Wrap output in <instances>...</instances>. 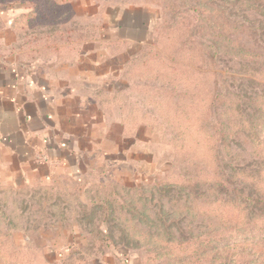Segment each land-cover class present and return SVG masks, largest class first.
I'll list each match as a JSON object with an SVG mask.
<instances>
[{
	"label": "rangeland",
	"instance_id": "obj_1",
	"mask_svg": "<svg viewBox=\"0 0 264 264\" xmlns=\"http://www.w3.org/2000/svg\"><path fill=\"white\" fill-rule=\"evenodd\" d=\"M87 1L93 18L58 1L45 29L94 38V21L149 10L148 75L123 99L152 123L117 149L111 126L87 188L0 191V264H264V0ZM31 3L0 0V32Z\"/></svg>",
	"mask_w": 264,
	"mask_h": 264
},
{
	"label": "crops",
	"instance_id": "obj_2",
	"mask_svg": "<svg viewBox=\"0 0 264 264\" xmlns=\"http://www.w3.org/2000/svg\"><path fill=\"white\" fill-rule=\"evenodd\" d=\"M80 1L75 9L86 7L93 18L92 4ZM148 11L124 9L94 21L100 26L97 36L65 57L29 59L22 56L26 46L22 55L12 49L18 42L10 25L0 32V191H24L62 178L87 188L93 159L109 155L110 127L116 149L126 142L123 110L110 113L104 98L127 92L126 65L153 42L155 22Z\"/></svg>",
	"mask_w": 264,
	"mask_h": 264
},
{
	"label": "trees",
	"instance_id": "obj_3",
	"mask_svg": "<svg viewBox=\"0 0 264 264\" xmlns=\"http://www.w3.org/2000/svg\"><path fill=\"white\" fill-rule=\"evenodd\" d=\"M29 1V0H28ZM32 3L29 5L30 9L21 15V18L13 26L14 33L18 40L23 41L20 50L23 51L25 57H47L52 54H61L62 56H68L70 54L77 53L79 51V45L82 41L94 36L95 27H89L91 30L90 35H84L81 32V28L68 29L67 31H47L45 29L46 24L51 23L53 16L57 15L56 8L59 3L66 5L67 1L71 0H30ZM30 3V2H29ZM58 9V8H57ZM146 51H142L143 55ZM134 56L126 65L124 71V77L130 82L127 83V87L124 91H131L132 80L135 78V73H138L140 80L147 77L148 73L144 69H148L149 60L152 59L147 55L140 57ZM125 93L116 94L106 97L108 101L112 100L120 104L123 110V129L127 132L137 130V128L143 124H150L151 118L143 115L142 112L135 108L127 114V105L124 104ZM149 121V122H148ZM152 123V122H151ZM151 125V124H150ZM153 125V124H152Z\"/></svg>",
	"mask_w": 264,
	"mask_h": 264
}]
</instances>
